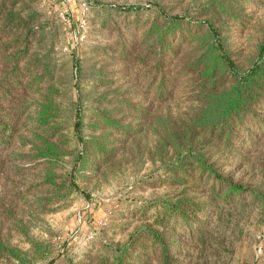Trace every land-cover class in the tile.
<instances>
[{
  "label": "rangeland",
  "instance_id": "rangeland-1",
  "mask_svg": "<svg viewBox=\"0 0 264 264\" xmlns=\"http://www.w3.org/2000/svg\"><path fill=\"white\" fill-rule=\"evenodd\" d=\"M263 44L264 0H0V264H264Z\"/></svg>",
  "mask_w": 264,
  "mask_h": 264
},
{
  "label": "trees",
  "instance_id": "trees-1",
  "mask_svg": "<svg viewBox=\"0 0 264 264\" xmlns=\"http://www.w3.org/2000/svg\"><path fill=\"white\" fill-rule=\"evenodd\" d=\"M122 8L126 9V10H138L140 8H142L140 5H136V4H131V5H124L121 6ZM175 18H178L177 16ZM262 55L261 57L254 63V65L244 74L245 77H242V79H245V81H249L253 79H256L257 77L260 76V74L263 73L264 71V44L262 45ZM253 99V96L251 98V100ZM12 134L10 133L9 138H11Z\"/></svg>",
  "mask_w": 264,
  "mask_h": 264
}]
</instances>
